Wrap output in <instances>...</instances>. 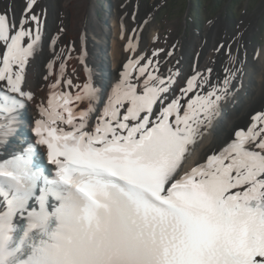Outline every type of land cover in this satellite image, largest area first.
<instances>
[{"label": "snow or ice", "instance_id": "6c2138e0", "mask_svg": "<svg viewBox=\"0 0 264 264\" xmlns=\"http://www.w3.org/2000/svg\"><path fill=\"white\" fill-rule=\"evenodd\" d=\"M36 4L18 22L0 13V142L35 100L23 82L41 40ZM143 59L108 90L91 78L61 89L62 65L37 102L34 143L0 162V264H264V112L184 170L240 69L222 87L195 73L176 94L178 73ZM42 147L51 177L35 162Z\"/></svg>", "mask_w": 264, "mask_h": 264}, {"label": "bare ground", "instance_id": "6f19581e", "mask_svg": "<svg viewBox=\"0 0 264 264\" xmlns=\"http://www.w3.org/2000/svg\"><path fill=\"white\" fill-rule=\"evenodd\" d=\"M26 3L27 0H0V13L6 12L18 22ZM140 6L138 1L123 5L120 0H113L109 10L100 16L96 0H37L33 11L41 16V40L36 55L25 67L23 82L35 100L23 103L26 120L16 128L9 145L0 144V160L9 150L22 147L21 134L30 138L39 118L37 102L46 99L50 85L61 80L62 65L61 89L67 90L69 79L74 86H82L91 78L96 86L108 90L119 78L123 65L144 57L140 63L152 60V67H158L161 76L167 77L169 70L178 73L173 86L176 94L195 73L207 74L212 85L222 87L225 77L233 69H240L231 80L229 97L221 104L214 125L190 146L191 156L184 170L218 148L234 129L250 125L254 115L264 112V45H254L252 25L244 28L239 23L232 29L229 23L217 19L208 24L199 38L193 35L195 38H188L186 43L180 40L176 52L171 54L180 37L177 28L173 26L171 33L165 35L156 20L157 10L152 11L149 6L140 10ZM48 64H52L51 69ZM208 68L211 73H207ZM71 90L76 92L77 88ZM4 122L5 116L0 115V128Z\"/></svg>", "mask_w": 264, "mask_h": 264}, {"label": "rangeland", "instance_id": "374dc122", "mask_svg": "<svg viewBox=\"0 0 264 264\" xmlns=\"http://www.w3.org/2000/svg\"><path fill=\"white\" fill-rule=\"evenodd\" d=\"M112 1L96 0L100 16L109 10ZM137 1L141 2L140 10L145 6L152 11L157 10L156 20L162 25L165 35L171 33L173 26L177 28L180 37L175 41L171 54L176 52L180 40L185 42L190 37L199 38L208 24L217 19L229 23L232 29H236L239 23L244 28L252 25L254 45H264V0H120L123 5Z\"/></svg>", "mask_w": 264, "mask_h": 264}]
</instances>
